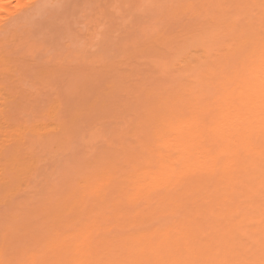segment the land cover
<instances>
[{
    "label": "bare ground",
    "instance_id": "1",
    "mask_svg": "<svg viewBox=\"0 0 264 264\" xmlns=\"http://www.w3.org/2000/svg\"><path fill=\"white\" fill-rule=\"evenodd\" d=\"M97 1V8L93 7L97 9L93 15L95 25L110 29L129 27V31H139L143 40L145 37L147 40L142 41L136 35L138 41L123 42L126 45L116 51L117 56L113 53L117 58L114 60L110 58L113 52L110 50L107 53L110 57L105 58L112 62L105 60V64L102 61L105 58L97 60L95 63L102 61L105 65L98 62L99 67L95 68L100 69V65L103 68L95 71L96 74L81 67L88 61L87 56H82L85 53L76 57L77 53L72 51L71 58L75 56L72 60L66 52L62 54L65 59L62 55L57 59L58 53L45 57L51 58L53 64L57 56L54 66L61 59L58 75L61 73V79L67 74L61 80L58 78L64 80L62 86L54 79L58 72L50 73L55 67L50 69L49 60L50 67L46 64L47 68L43 69L49 68L50 74L44 70L37 72L42 69L35 65L34 53L38 49L32 39L29 41V34L22 33L35 14L45 9L44 5L53 6L58 0H0V202L5 195L3 203L13 211L9 212L7 224H0V261L140 264L205 260L213 264H261L264 261V141L259 133L256 109L246 102L247 97L239 105L228 103L229 99H239L240 92L230 87L232 82L226 76L227 73L242 75L253 63H259L264 47L261 0H170V3L162 0L167 2L160 4L161 0ZM91 5L94 6L90 3L89 8ZM155 11L160 15L158 22L151 17L156 15L152 14ZM135 13L141 19L135 18ZM160 26L164 32L153 29ZM40 45L43 51L46 45L44 42L43 48ZM84 58L87 61H82ZM44 60L37 62L42 64ZM44 63L42 66L46 67ZM122 64H126L124 69L133 66L132 78L124 75L126 70L119 66ZM142 67L153 70L164 80L175 74L171 75L172 82L167 80L171 87L164 80L165 86L158 82L153 85L154 77L145 76ZM44 82H48L49 88L52 83L58 85L56 90L64 94L55 97L49 94L54 98L49 100L44 96L45 88L41 90ZM59 84L62 88H58ZM99 85L105 89L98 92ZM120 97L123 101L128 99V106L127 100L123 103L127 108L121 106ZM117 101L122 112L126 110L129 115L125 114V120L122 115L118 117L117 113L122 114L120 110L114 113L116 120L109 118V123L111 119L129 121L126 131L135 125L138 134L134 136L142 140L138 137L132 139L136 140L134 143L131 140L132 145L128 142L131 146L138 145L131 150L126 144L125 129L121 130L125 137L120 131L113 132L119 135L116 139L110 138L111 132L109 141H105L111 145L118 143L114 144L116 150L113 148L112 154L118 153L114 159L106 160L111 155L104 161L103 150L102 160L94 157L92 163L86 160L90 173L77 179L74 190L69 183L65 184L69 185V194L60 198L56 192L59 199L52 201L55 185L49 177L56 178L58 174H48L42 166L56 164L55 158H52L55 163L49 161L55 154L54 148L66 145L69 149L68 145L79 134L86 135L92 126L94 130L88 133L96 137L95 133L101 130L98 129L101 121L97 123V120L106 119L107 113L116 111L120 107ZM128 118H133L135 124ZM90 137L87 134L85 140L92 142L94 137L91 140ZM35 190L43 192L39 196L44 195L42 200L50 197L45 195L46 190L47 195L53 196L42 204L29 198L33 205L29 200L27 205V201L14 205L17 193Z\"/></svg>",
    "mask_w": 264,
    "mask_h": 264
},
{
    "label": "rangeland",
    "instance_id": "2",
    "mask_svg": "<svg viewBox=\"0 0 264 264\" xmlns=\"http://www.w3.org/2000/svg\"><path fill=\"white\" fill-rule=\"evenodd\" d=\"M86 1L87 2H89V3H87L86 4ZM60 0V4H59V0H58V4H57V2L56 3H50V4H52L53 6H51V5H49V6H47V5H41V6H43L45 9H43V11L41 12V14L39 13V12H37L38 14H35L36 15V17L35 18H33V19H31L29 22H31V25H29V22L27 23V26L23 29V31H22V33L23 34H29L27 37H29L28 39H29V41L32 39L34 42V44H35V48H37L38 49V51H36L34 54V59L36 60L37 59V61H39L40 63H41V61H42V58H43V60H44V58L45 57H47V56H50V57H53V55H55L56 53H58L57 54V56H61L63 53H67L68 55L73 51V52H75V53H73V54H76V57L77 56H81V54H83V53H85V55H82V56H87L86 58H88L87 60H86V58H84V59H82V61L83 60H86L87 62H83V63H86V65L85 64H83V65H85V66H81V67H83V69H89V71H91V72H88V73H92V72H94L95 73V71H99V70H101L102 68H103V66H101L102 64H104L103 62L106 60V58L109 56L110 57V55H107V53H109V51L111 50V51H113V52H111L112 54H111V57L110 58H112V60H114L113 58H115L116 56H117V53H116V51L117 52H119V50L118 49H120V50H122L123 48H124V46L126 45V44H124L123 42H127L128 40H129V43H131L132 41L134 42V40L133 39H138V37H140L139 39L140 40H142V41H145V40H147V37H145V40H143L144 38H142L143 37V35L141 36L140 35V32L138 31H136V32H131V31H129V27H122V26H117L116 28H117V30H116V28L115 27H112V28H115V29H113L114 31H116V33L114 34V31L112 30V28L110 29V27H106V26H104L102 23L104 22H100L104 27H102V26H99L98 27V25H95L94 24V19L93 18H95L94 16H95V11L97 10V9H95V8H93V7H96L97 8V2H99V1H97V0H92V1H90V0ZM95 1H96V3H95ZM159 1V0H158ZM168 1V0H167ZM167 1H162L161 0V2H159V4L160 3H162V2H167ZM156 2V1H155ZM90 3L91 4H94V6H92V7H90L89 8V5H90ZM169 3H170V0H169ZM171 3H172V1H171ZM39 4V3H38ZM37 5V4H36ZM39 6V5H38ZM56 6V7H55ZM58 6V7H57ZM88 8V9H87ZM40 9H42V8H40ZM45 10V11H44ZM159 10V9H158ZM161 10V9H160ZM159 10V11H160ZM156 12V11H155ZM91 13V14H90ZM85 14H86V16H85ZM152 14H156L157 15V12L156 13H154V12H152ZM94 15V16H93ZM135 18L138 16V14H136L135 13ZM156 15H151V17L153 16L154 17V20H156L157 22H158V20H157V18L159 19L160 18V15L157 17ZM87 16H90V17H87ZM83 17V18H82ZM86 17V18H85ZM151 17H149V19H152ZM80 18V19H79ZM93 20H92V19ZM141 19V16L139 17L138 16V19ZM78 19V20H77ZM83 19H85V20H83ZM128 19V18H127ZM77 20V21H76ZM86 20H87V22H86ZM92 22H90V21ZM33 21V22H32ZM150 21V20H149ZM167 21V20H166ZM73 22V23H72ZM155 22V21H154ZM156 22V23H157ZM83 23H85V24H83ZM86 23H87V25H86ZM90 23H91V25H90ZM150 23H152V24H154L153 22H150ZM155 23V24H156ZM159 23H160V25L162 26V22H160V20H159ZM159 23L157 24L158 26H159ZM164 23V22H163ZM78 24H80V25H78ZM100 24V25H101ZM95 25V26H94ZM157 25H155V26H157ZM97 26V27H96ZM160 26V28H161V30H159L160 28L159 27H153V29L155 30H157L158 29V31H162V28L163 27H161ZM28 27V28H27ZM121 27H122V29H121ZM23 27H21V29H22ZM107 28V29H106ZM131 28V27H130ZM135 28H137V27H135ZM140 28V27H139ZM144 29H146V27H143ZM149 28V27H148ZM106 31H105V30ZM109 29V30H108ZM118 29L120 30V32H117L118 31ZM128 29V30H127ZM132 29V28H131ZM134 29V28H133ZM132 29V30H133ZM138 29V28H137ZM110 30L112 31V33L110 32ZM127 30V31H126ZM168 30V29H167ZM123 31V32H122ZM129 31V32H128ZM150 31V29H148V33H150L149 32ZM166 31V30H165ZM91 32V33H90ZM94 32V33H93ZM157 32V31H156ZM162 32H164V31H162ZM32 33H34L33 35H31ZM96 33V34H95ZM110 35H112V36H110ZM126 33H133L132 35L131 34H126ZM137 33H139V34H137ZM151 33H152V31H151ZM161 33V32H160ZM160 33H159V36H161L160 35ZM169 33V32H168ZM167 33V34H168ZM93 34H95V35H93ZM106 34H108L109 36H108V38H107V35ZM135 34V35H134ZM162 34V33H161ZM74 35V36H73ZM99 35H100V37H99ZM104 35L106 36V37H104ZM121 37H120V36ZM123 35V36H122ZM126 37H125V36ZM129 35H131V38H130V36ZM134 35V36H133ZM138 37H137V36ZM157 35H158V32H157ZM163 35V34H162ZM166 35V34H165ZM24 36V35H23ZM73 36V37H72ZM82 36V37H81ZM114 36V37H113ZM117 36V37H116ZM129 36V38H127ZM132 36H133V38H132ZM137 38H136V37ZM149 37H150V35H148ZM167 36V35H166ZM26 37V38H27ZM91 37V38H90ZM94 37H95V39H94ZM104 37V38H103ZM112 37H113V39H112ZM122 38V40H120V38ZM126 38V40H125V38ZM65 38V39H64ZM87 38H88V40H87ZM96 38H98V39H96ZM111 38V40L109 41L108 39H110ZM118 38V39H117ZM83 39H85V40H83ZM93 40V42H92V40ZM102 39V40H101ZM124 39V40H123ZM132 39V40H131ZM75 40V41H74ZM90 40V41H89ZM105 40V41H104ZM112 40H114V41H116V43L114 42V41H112ZM136 40H135V42H136ZM62 41V42H61ZM95 41V42H94ZM102 41V42H101ZM122 43H121V42ZM131 41V42H130ZM138 41V40H137ZM38 42H40V43H38ZM43 42H44V45H46V48H45V46H44V48H43ZM46 42V43H45ZM79 42V43H78ZM107 42V43H106ZM42 43V44H41ZM60 43V44H59ZM66 43H68V44H66ZM74 43H78L77 45L76 44H74ZM99 43H101V45L99 44ZM103 43H105L104 45H105V50H104V48H102L103 47ZM113 43H114V45H113ZM129 43H127V44H129ZM42 45V48L44 49L43 51H41L42 49H40V47H38V45ZM54 44V45H53ZM71 44V45H70ZM89 44V45H88ZM94 44H96V45H94ZM109 44V45H108ZM112 44V45H111ZM117 44H119V46L116 45ZM132 44V43H131ZM40 45V46H41ZM54 46V48L52 49L51 47H53ZM60 45V46H59ZM62 45V46H61ZM74 45V46H73ZM80 45H81V47H80ZM82 45H86V46H82ZM112 47H111V46ZM59 46V47H58ZM101 46V47H100ZM108 46V47H107ZM110 46V47H109ZM116 46V47H115ZM61 47V48H60ZM63 47V48H62ZM77 47H79V48H77ZM89 47H91V48H89ZM100 49V51H99V49ZM107 47V48H106ZM115 47V48H114ZM49 48H51V49H49ZM102 48V49H101ZM45 49L46 50H51V51H45ZM57 49V50H56ZM109 49V50H108ZM82 50V51H81ZM103 51H105V52H103ZM54 54H53V53ZM50 53V54H49ZM79 53H81L80 55H79ZM103 53V54H102ZM105 53V54H104ZM113 53H115L116 54V56L114 57L113 56ZM121 53V52H120ZM102 54V55H101ZM110 54V53H109ZM46 55V56H45ZM63 55H65V54H63ZM63 55H62V57L61 58H64L63 57ZM71 55V54H70ZM69 55V56H70ZM96 57H95V56ZM105 55V56H104ZM43 56V57H42ZM56 56V57H57ZM60 56L59 57H57V59L58 58H60ZM81 56V57H82ZM119 56V55H118ZM56 57H54L55 58V60H54V58H53V60H54V63L56 62ZM72 57V55L70 56V58ZM75 56H73V58H74ZM106 57V58H105ZM108 57V58H109ZM49 58V57H48ZM47 58V60H49L48 62L51 64V67L47 64V60H46V58H45V60H44V64H45V66H46V64L48 65V67H50V69H52L53 68V66L55 65L54 63L52 64L50 61V59H48ZM66 58V57H65ZM64 58V59H65ZM70 58L68 57V61H70ZM73 58H71V60L73 59ZM101 58H105L104 60H102ZM41 61H40V60ZM63 59V60H64ZM81 59V58H80ZM99 59H101L102 61H98V62H102L101 63V65H100V69L99 68H95V67H99V64H98V62L97 63H95L97 60H99ZM115 59H117V58H115ZM52 60V61H53ZM60 60L61 59H59V63H56V64H58V65H56V66H54L55 68H53L52 70H49V68L48 69H43V68H47V66L46 67H43L42 66V64H40V63H38L37 61H36V63H35V65H36V67H40L39 69H41V67H42V69L41 70H39V69H37V70H39V71H37L38 73L39 72H41L42 71V73H44V72H46V74L50 71V73H52V72H58V69H57V67L61 64L60 63ZM62 60V61H63ZM90 60V61H89ZM110 61L111 59H107L106 61ZM112 60L110 61V62H112ZM122 60V59H121ZM82 61H80V62H82ZM106 61H105V64H107L106 63ZM108 61V62H109ZM117 61V64H118V62H120V57H119V61L118 60H116ZM140 61V60H139ZM144 61V60H143ZM64 62H67V60L65 61L64 60ZM80 62H78V64L80 63ZM94 62V63H93ZM110 62H109V64H110ZM113 62H115V61H113ZM139 63H141V62H139ZM81 64V63H80ZM104 64V65H105ZM113 64V63H112ZM115 64H116V62H115ZM63 65V64H62ZM65 65H67V63H65ZM137 65H139V64H137ZM120 67H121V69H123V71H125L126 70V72H124V75L125 76H129L128 77V79H130V78H132L131 76L133 75V73L132 72H130V71H132L131 69V67H133V66H130V67H128L127 69H124V67L126 68V64H122V65H119ZM124 66V67H123ZM60 69H61V65H60V67H59ZM143 68V72H144V70H145V72H146V75L145 74H143L142 76H148V77H150V76H153L154 77V81L156 82V83H154V81H153V85H158V83L160 84V83H165L167 80H169L170 79V81L172 82V77H173V75H175V74H173L172 73V71L175 73V71L174 70H172V71H170L169 72V74L168 75H170L171 73V75H172V77H171V75H170V78H168L167 79V77L166 76H164V77H166V79L164 80V78L162 77V78H160V76L161 75H159L158 76V74H154V72H153V70L152 71H150V70H148V68H145V67H142ZM55 69H56V71H55ZM141 69V68H140ZM43 70H44V72H43ZM47 70H49V71H47ZM129 70V71H128ZM147 70L149 71V72H147ZM123 71L121 72V70H119V72H120V76L122 75L123 76ZM128 72H130V73H128ZM50 73H48V74H50ZM59 74V72L57 73V75ZM96 74V73H95ZM97 74H99V73H97ZM60 75H61V73H60ZM60 75H58V76H56L57 78H54L55 80H57V82H61V85L62 84H64L65 82H64V80H62V81H58V78H59V80H61L62 78H64V77H67L66 75L64 76V77H61V79H60ZM131 75V76H130ZM95 77H96V75H94ZM53 77V76H52ZM152 77V78H153ZM169 77V76H168ZM157 78V79H156ZM176 78V77H175ZM49 79V78H48ZM48 79L46 80V81H48ZM174 79V78H173ZM51 80V79H50ZM50 80L48 81L49 83H51L50 82ZM54 80V81H55ZM163 80L165 81V82H163ZM52 82H53V80H51ZM169 81V82H170ZM48 82H44V83H42V85L41 86H43L42 87V89L41 90H43L44 88V91H46L47 93L46 94H44V96H46V97H48L49 98V100H53L51 97L52 96H59V95H61L62 96V94H64V92H60L59 91V89H57L56 90V87L58 86V85H56V84H54V83H52L53 84V88L51 87V88H49L50 87V85L48 84ZM56 82V81H55ZM56 82V83H57ZM158 82V83H157ZM168 81H167V83H165L166 85L169 83ZM165 84H164V86H165ZM172 84V83H171ZM46 85H49V87L48 86H46ZM170 85V83L168 84V86ZM40 86V85H39ZM41 86L39 87V89L41 88ZM63 86V85H62ZM101 85H99V86H97V89L99 90H97L98 92H100L101 90H102V88H103V90L105 89V86L103 87H100ZM132 86V85H131ZM137 86V85H136ZM55 87V88H54ZM91 87V86H90ZM170 87H171V85H170ZM169 87V88H170ZM58 88H62L61 86H60V84H59V87ZM134 88H135V86H134ZM129 90V89H128ZM62 91V90H61ZM131 91V90H130ZM92 92V91H91ZM96 92V91H95ZM52 93H54V95L52 94ZM62 93V94H61ZM51 95V97H50V95ZM56 94V95H55ZM96 94V93H95ZM64 96V95H63ZM123 97V96H122ZM122 97H120V98H122ZM131 96H129L128 98H130ZM63 98V97H62ZM120 98H119V102L121 103L122 101H123V98L121 99V101H120ZM127 98V97H126ZM125 98V99H126ZM58 99V98H57ZM56 99V100H57ZM59 99H60V97H59ZM61 100H63V99H61ZM127 100V106H128V99H126ZM126 100L125 101H123L122 103H121V106L123 105V103H126ZM130 100H131V98H130ZM117 101V103H119ZM133 101V100H132ZM117 103H115L116 104V106L118 105ZM120 103H119V106H120ZM115 104H114V106H115ZM121 106L118 108V109H116V111H114V110H111V112H113L112 114L109 112V113H107L106 114V116H105V118L106 119H103V120H101V119H99V120H97V123L99 122V121H101L102 123H104V125L107 127V129H105L106 127L105 126H103V124L100 122V123H98V125L99 124H101V125H99V127H98V129H101L100 130V133H98L97 134V132L95 133V136L96 137H94V135L93 136H91L90 137V131H92V130H94L93 129V126H92V128H90V131H88L87 132V134H88V138L90 137V140H91V138L92 137H94L92 140L94 141H89L88 140V138H87V140H88V142L86 143L85 141H87V140H85V138L87 137V134L85 135V134H79V135H81V136H77V138L74 140V139H72V140H74V141H72V143H70L68 146L70 147L69 149H68V147L65 145L64 147H61V148H64L63 150L61 149V148H59L58 147V149H55L54 148V155H53V153H51V152H49V153H51L52 155H53V157L51 156V158H50V162H52L54 159H52V158H55V161H56V164H52L53 166L52 167H50V166H44V168H43V166H42V170H46L47 171V173L48 172H50V174H52L53 172H55V173H57L58 175H56V178L54 177L55 175H54V173H53V177L55 178H53L52 176L51 177H49V180L50 181H52L51 183L53 184L54 183V185H55V194H54V196H53V199H55V200H52V201H56V200H58V199H56L57 198V195H59L58 197H60V198H64V194H66L67 193V191L69 192L70 191V188L71 189H73V185H75V183L80 179V178H83V177H85L83 174H88V173H90V172H88L89 170H87L86 168H88V166H86V165H88L89 163H92L91 161H93V160H91V159H93V157L94 158H96V159H99V160H102V159H100V154L102 153L101 151H103V150H105V151H103L104 152V154H101V155H103L105 158H103L102 156H101V158H103V160L104 159H106V158H108L109 156H111V157H109L108 159H106L107 161L109 160V161H111V160H113L114 159V157H115V155H117L118 153H116V154H112V152H114V150H113V148L115 149V146H114V144L115 143H113V145H111V144H106V143H110V142H106L108 139H110L112 136L116 139L117 138V136L116 135H118V134H115V133H113V132H116V131H120L119 133H124V131H121V130H124L125 129V133L124 134H126V132H128L126 135H127V137H125V136H123V133H122V135L121 136H123V137H125L126 139H128V141L126 142V144L128 145V142H132L133 141V143H134V141L136 142V140H138V137L136 138L134 135H136V133H137V131H136V127H135V129H134V126L135 125H133V126H129V127H133L132 129L131 128H129V131H128V129H127V131H126V126H128L127 125V123L129 122H126L125 123V121H123V119H124V117H125V114H126V110L124 111V112H122L123 110H122V108H121ZM125 106V104L122 106V107H124ZM127 106H125V108H127ZM114 108V107H113ZM125 108H123V109H125ZM110 109V108H109ZM118 110V111H117ZM120 110H121V113L122 114H118L117 112H119L120 113ZM117 113L116 115H118V117L120 116V118L122 117L123 119L122 120H117L116 122L117 123H119V124H117L116 122H113V120L116 118L114 115V113ZM41 114V113H40ZM40 114H38V115H40ZM111 114V115H110ZM42 115V114H41ZM112 115H113V117H112ZM122 115V116H121ZM126 115H129L128 113L126 114ZM107 116H108V118H107ZM41 116H39V118H40ZM118 117H117V119H118ZM126 117H128V116H126ZM101 118H104V117H101ZM109 118H113V120L111 119L110 120V122L112 121L113 122V124H112V122H111V124L109 123ZM130 118V117H129ZM128 118V120H130ZM127 119V118H126ZM105 120V121H104ZM116 120V119H115ZM114 120V121H115ZM125 120V119H124ZM119 121V122H118ZM133 121V124H135L134 122V119L132 118V120H130V122H132ZM106 122H108L109 124L108 125H110V127L109 126H107V123ZM121 122H123L122 124H121ZM121 124V125H120ZM124 124H126V125H124ZM98 125H96V127H95V129L97 128V126ZM102 126V127H101ZM104 127V128H103ZM118 127L120 128V129H118ZM113 130H112V129ZM116 128V129H115ZM103 129H105V130H103ZM110 129V130H109ZM132 130V132H131V130ZM149 129V128H148ZM136 132H135V131ZM138 130V129H137ZM150 130V129H149ZM97 131V130H96ZM102 132H103V134H107V136H105V135H103L102 134ZM105 132V133H104ZM111 132H112V135H111ZM117 132V133H118ZM134 132V133H133ZM143 132H144V130H143ZM86 133V132H85ZM129 133H133V134H129ZM150 133V132H149ZM99 134H101L102 135V137H101V135H99ZM109 134V135H108ZM115 134V135H114ZM138 134V133H137ZM151 134V133H150ZM111 135V136H110ZM130 135H131V137H130ZM132 135H133V137H132ZM84 136H86V137H84ZM109 136H110V138H109ZM119 136V135H118ZM140 136H142V135H140ZM149 136V135H148ZM98 137H99V139H98ZM135 137V138H134ZM80 138V139H79ZM97 138V139H96ZM124 138V139H125ZM141 137H139V141L140 140H142V139H140ZM143 138V137H142ZM150 139H151V137H149ZM82 139V140H81ZM102 141H101V140ZM113 139V138H112ZM118 139H120L121 140V138H118ZM117 139V140H118ZM130 139V140H129ZM132 139H136V140H132ZM144 139H145V137H144ZM143 139V140H144ZM81 140V141H80ZM85 140V141H84ZM104 140V141H103ZM106 140V141H105ZM117 140H112V141H117ZM132 140V141H131ZM76 141V142H75ZM96 141V142H95ZM98 141V142H97ZM109 141V140H108ZM112 141H111V143H112ZM125 141V140H124ZM123 141V142H124ZM138 141V142H139ZM85 143V144H83V143ZM118 142H120L119 140H118ZM90 143H92L91 145H90ZM98 143V144H97ZM72 144V145H71ZM107 146V147H105V145ZM118 144V143H117ZM117 144H115V145H117ZM71 145V146H70ZM125 145V144H124ZM131 145H132V143H131ZM130 144L128 145V147H130L131 146ZM133 145H135V144H133ZM112 147L110 150V152H111V154H109L110 152H109V148L110 147ZM114 146V147H113ZM119 146V145H118ZM117 146V147H118ZM123 146V145H122ZM138 146V145H137ZM136 146V147H137ZM102 147H103V149H102ZM116 147V148H117ZM135 146H131L130 148H131V150H132V148H136ZM67 148V151L65 152V149ZM119 149L121 148V144H120V147H118ZM72 149V150H71ZM93 149H94V151H93ZM119 149H117V150H119ZM55 150H56V152H55ZM99 152H98V151ZM108 152H107V151ZM116 150V149H115ZM130 150V149H129ZM120 151V150H119ZM118 151V152H119ZM52 152H53V150H52ZM65 152V153H64ZM90 153L89 155H87L88 153ZM96 152V153H95ZM101 152V153H100ZM117 152V151H116ZM122 152V151H121ZM63 153V154H62ZM93 153H94V155H93ZM99 153V154H98ZM108 153V156L106 155ZM51 154H48V156H50ZM59 154V155H58ZM96 154L98 155L97 157H96ZM92 157H91V156ZM47 156V155H46ZM45 156V157H46ZM47 156V157H48ZM89 158H88V157ZM107 156V157H106ZM119 157H121L122 156V154H120V155H118ZM47 157L45 158V161H47V162H49L48 161V159H47ZM117 157V156H116ZM47 159V160H46ZM52 159V160H51ZM96 159H94V162L96 161ZM86 160H88V164H86ZM106 160H104V161H106ZM55 161H53L52 163H55ZM86 161V162H85ZM104 161H102V162H104ZM43 162V165H46V164H44V161H42ZM47 162H45V163H47ZM82 162V163H81ZM86 164V165H85ZM105 164V163H104ZM104 164H102L103 165V167H104ZM50 165V164H49ZM83 165V166H82ZM84 166H86L85 168H83ZM79 167H82L83 168V170H81L82 168H79ZM102 167V166H101ZM50 169V170H49ZM76 169V170H75ZM89 169V168H88ZM54 170H56V171H54ZM75 170V171H74ZM45 171V172H46ZM52 171V172H51ZM83 171H86V173H84ZM91 171V170H90ZM75 172H77V174H78V176H76V173ZM80 174H79V173ZM82 172V173H81ZM61 175H60V174ZM49 174V173H48ZM50 176V175H49ZM58 176V177H57ZM59 178V179H58ZM76 178V179H75ZM73 179H74V181H73ZM78 179V180H77ZM54 180V181H53ZM49 181V182H50ZM72 181V182H71ZM71 182V183H70ZM70 184V186L69 185H65V184ZM72 183H74V184H72ZM64 185H65V187H64ZM67 186V187H66ZM70 188H69V187ZM77 187V185H75V187H74V189ZM40 189V188H39ZM65 189V190H64ZM73 189V190H74ZM43 190H45V189H43ZM34 191V190H33ZM33 191H28L27 193H20V194H16V196L14 197V199H13V202H14V205L15 206H17L18 204L17 203H19V202H21V201H27V200H29L30 201V199L29 198H31V200L33 199V203H40V204H42L44 201H48V199L50 198V197H52L51 195H47V190H46V193H45V191H44V193H45V195L47 196V197H49L47 200H45V198L42 200V198L41 197H44V195L43 196H41V197H39L40 196V194L42 195V193L43 192H39V191H41V190H35L36 192H33ZM58 194H57V193ZM71 192H72V190H71ZM36 193V194H35ZM57 194V195H56ZM60 194H61V196H60ZM63 194V195H62ZM69 193H67L66 195H65V197L68 195ZM55 195H56V197H55ZM1 197H3V199L1 200V202H0V224L1 225H6L5 224V222L7 221V219H9V216H10V214L13 212V211H10L9 209V207H7L8 206V204H7V206H6V204L5 203H3V202H5L4 201V197H5V195L3 196H1ZM37 200V201H36ZM29 201H27L26 203H25V205H27L28 204V202ZM36 201V202H35ZM30 203H31V201H30ZM30 203H29V205H30ZM33 203H31L32 205H33ZM56 203V202H55ZM17 204V205H16ZM31 206V205H30ZM12 210H13V208H11ZM9 212H10V214H9ZM4 219V220H3ZM1 221H4L3 222V224H2V222ZM9 221V220H8Z\"/></svg>",
    "mask_w": 264,
    "mask_h": 264
},
{
    "label": "snow or ice",
    "instance_id": "3",
    "mask_svg": "<svg viewBox=\"0 0 264 264\" xmlns=\"http://www.w3.org/2000/svg\"><path fill=\"white\" fill-rule=\"evenodd\" d=\"M261 9H264V0H261ZM232 84L230 87H235L240 92L239 99H229L230 105H239L244 103V97H247V103L252 105L256 112L255 114L259 119V133L262 141H264V47L261 49V55L258 65L253 63L249 68L241 75L237 73L233 76L232 73L226 74ZM264 148V144H262ZM262 158H264V152H262ZM0 264H16L15 261H0ZM140 264H213V262L205 260H179V261H144ZM264 264V261L261 262Z\"/></svg>",
    "mask_w": 264,
    "mask_h": 264
}]
</instances>
